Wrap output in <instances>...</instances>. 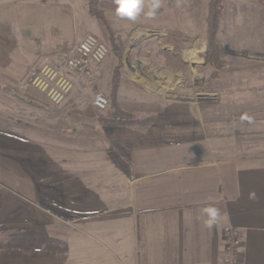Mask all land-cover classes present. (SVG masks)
Wrapping results in <instances>:
<instances>
[{
    "label": "crops",
    "instance_id": "obj_1",
    "mask_svg": "<svg viewBox=\"0 0 264 264\" xmlns=\"http://www.w3.org/2000/svg\"><path fill=\"white\" fill-rule=\"evenodd\" d=\"M81 1L0 0V66L28 74L45 57L60 63L56 54L90 32L74 26L75 15L89 20ZM245 67L227 82L229 96L181 97L178 69L168 93H119L135 119L127 124L93 105L72 108L65 151L81 163L80 182L95 173L96 183L115 186L119 198L127 187V196L82 226L79 244L65 241L67 255L78 250L70 263L222 264V233L231 226L241 240L239 264H264V64ZM69 92L62 101L75 106L76 82ZM207 206L219 210L212 228L204 224Z\"/></svg>",
    "mask_w": 264,
    "mask_h": 264
},
{
    "label": "rangeland",
    "instance_id": "obj_2",
    "mask_svg": "<svg viewBox=\"0 0 264 264\" xmlns=\"http://www.w3.org/2000/svg\"><path fill=\"white\" fill-rule=\"evenodd\" d=\"M101 1L108 26L90 16L89 22L74 18L78 33L90 31L110 49L104 60L92 63V70L104 72L94 74L92 81L69 73L79 91L75 106L64 101L51 104L39 89L21 87L29 68L10 72L0 66V161L9 159L16 168H3L0 162V264H69L78 250L71 248L67 255L65 241L79 244L81 227L102 220L105 210L127 196V187L124 192L120 186L124 193L119 198L113 194L115 186L96 183L95 173L82 184L81 163L68 161L65 151L67 119L76 116L72 108L89 110L95 93L102 92L109 102L103 112L111 110L108 93L117 63L111 38L123 49L118 71L123 98H144L149 90L170 91L176 77L170 74L177 69L168 65L161 50L173 51L176 45L185 64L178 69L183 98L229 96L227 82L244 76L245 65L264 64V0L222 1L216 40L224 64L219 69L204 59L209 0H160L154 17L142 13L135 21L117 17L112 0ZM144 2L146 12L151 0ZM81 5L87 13V0ZM123 104L131 115L124 108L129 104Z\"/></svg>",
    "mask_w": 264,
    "mask_h": 264
},
{
    "label": "built area",
    "instance_id": "obj_3",
    "mask_svg": "<svg viewBox=\"0 0 264 264\" xmlns=\"http://www.w3.org/2000/svg\"><path fill=\"white\" fill-rule=\"evenodd\" d=\"M109 50L104 41L92 33H87L70 48L56 54V60L63 65L54 63L47 57L41 59L30 69L21 87L33 86L44 93L51 104H59L72 86L69 73L82 74L92 81V63H100L104 60ZM92 105L99 110H105L109 105L107 96L102 92H96ZM222 237L224 241L222 264H239L241 240L238 231L234 227L226 226Z\"/></svg>",
    "mask_w": 264,
    "mask_h": 264
},
{
    "label": "trees",
    "instance_id": "obj_4",
    "mask_svg": "<svg viewBox=\"0 0 264 264\" xmlns=\"http://www.w3.org/2000/svg\"><path fill=\"white\" fill-rule=\"evenodd\" d=\"M222 1L223 0H209L208 7H207V16L205 20L207 48L204 53V59H205L206 64L211 65L212 67L216 69L221 68L224 64L221 51H220V45L216 40V34L218 31L219 22L221 19V11L223 9ZM101 3H104V2L101 0H87V12H88V15L92 19H94L96 22L100 24V26L101 24L104 26H108L104 13L102 11ZM105 3H108V2H105ZM110 6L114 8L115 5H114L113 0L111 1ZM169 35L173 36L172 33H170ZM111 41L114 42L112 43V47H111L112 52L117 56V63L113 68L111 87L108 93V96L111 102L110 112L112 115H114L111 118V120L117 123L127 124V123H131L135 121V119H133L132 116L128 115L122 109V107L120 106L118 102V96H119L118 88H119V81H120L118 71L120 70V67H121L120 65L121 56H122L121 53L123 49L122 47H120L119 43L116 42V40L114 41L113 38H111ZM179 50L180 49L178 45L174 47L173 51H169L168 49L161 50V52L165 54L166 59H168L167 61L168 65L174 67V69H181L185 66L184 62L182 61V58L180 57Z\"/></svg>",
    "mask_w": 264,
    "mask_h": 264
},
{
    "label": "clouds",
    "instance_id": "obj_5",
    "mask_svg": "<svg viewBox=\"0 0 264 264\" xmlns=\"http://www.w3.org/2000/svg\"><path fill=\"white\" fill-rule=\"evenodd\" d=\"M114 14L121 18L130 21H135L142 13L148 17H154L156 12L160 9V0H151L148 10L145 12L144 0H114ZM250 199H256L254 191L249 193ZM205 216L204 224L207 228H212L216 225L219 217V210L212 206L203 208Z\"/></svg>",
    "mask_w": 264,
    "mask_h": 264
}]
</instances>
